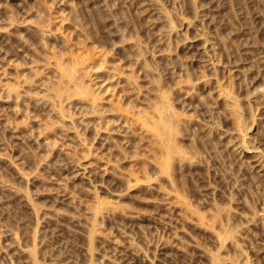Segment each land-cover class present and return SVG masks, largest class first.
Returning a JSON list of instances; mask_svg holds the SVG:
<instances>
[{
  "label": "rangeland",
  "instance_id": "374dc122",
  "mask_svg": "<svg viewBox=\"0 0 264 264\" xmlns=\"http://www.w3.org/2000/svg\"><path fill=\"white\" fill-rule=\"evenodd\" d=\"M0 264H264V0H0Z\"/></svg>",
  "mask_w": 264,
  "mask_h": 264
},
{
  "label": "bare ground",
  "instance_id": "6f19581e",
  "mask_svg": "<svg viewBox=\"0 0 264 264\" xmlns=\"http://www.w3.org/2000/svg\"><path fill=\"white\" fill-rule=\"evenodd\" d=\"M166 118V117H165ZM168 120V119H167ZM171 128V127H170ZM165 130V129H164ZM167 132H169L168 130H167ZM169 134V133H168ZM168 137V136H167ZM167 140V139H166Z\"/></svg>",
  "mask_w": 264,
  "mask_h": 264
}]
</instances>
